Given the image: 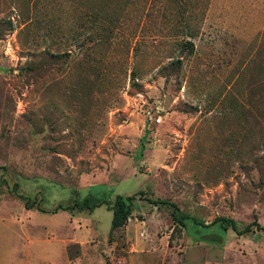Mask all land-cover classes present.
<instances>
[{
  "label": "rangeland",
  "instance_id": "374dc122",
  "mask_svg": "<svg viewBox=\"0 0 264 264\" xmlns=\"http://www.w3.org/2000/svg\"><path fill=\"white\" fill-rule=\"evenodd\" d=\"M0 264H264V0H0Z\"/></svg>",
  "mask_w": 264,
  "mask_h": 264
},
{
  "label": "trees",
  "instance_id": "16d2710c",
  "mask_svg": "<svg viewBox=\"0 0 264 264\" xmlns=\"http://www.w3.org/2000/svg\"><path fill=\"white\" fill-rule=\"evenodd\" d=\"M134 199V196L128 197L123 199L121 196H116L113 201L110 200H96L93 197H85L82 200H76L69 206L64 205H57L52 211L48 212L50 214H56L59 211H67L71 215H73L75 212H82L84 210L92 211L98 207L105 206L112 214L111 222H110V230L114 231L116 229H120L124 227L127 223L128 218L130 217V211H131V203ZM151 203H161L165 204V202H154ZM25 208L29 209V207L25 203ZM176 222L182 225V220L176 218ZM219 223V226L223 230H231L235 232L236 234H245L251 231L252 227H256V229L263 230L259 228L257 224H248L246 226H242L228 218H220L216 219L212 224ZM211 225V224H210Z\"/></svg>",
  "mask_w": 264,
  "mask_h": 264
},
{
  "label": "crops",
  "instance_id": "0c3cea01",
  "mask_svg": "<svg viewBox=\"0 0 264 264\" xmlns=\"http://www.w3.org/2000/svg\"><path fill=\"white\" fill-rule=\"evenodd\" d=\"M63 212H64V211H63ZM57 213H58V212H57ZM57 213H56V214H57ZM53 215H54V214H53ZM70 215H71V214H70ZM71 216H74V214H73V215H71Z\"/></svg>",
  "mask_w": 264,
  "mask_h": 264
}]
</instances>
